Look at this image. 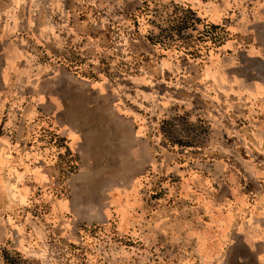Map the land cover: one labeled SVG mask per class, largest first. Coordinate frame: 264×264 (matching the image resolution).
Returning a JSON list of instances; mask_svg holds the SVG:
<instances>
[{"label": "rangeland", "instance_id": "1", "mask_svg": "<svg viewBox=\"0 0 264 264\" xmlns=\"http://www.w3.org/2000/svg\"><path fill=\"white\" fill-rule=\"evenodd\" d=\"M263 19L0 0V264H261Z\"/></svg>", "mask_w": 264, "mask_h": 264}, {"label": "trees", "instance_id": "2", "mask_svg": "<svg viewBox=\"0 0 264 264\" xmlns=\"http://www.w3.org/2000/svg\"><path fill=\"white\" fill-rule=\"evenodd\" d=\"M69 62H70V66L72 65V64H74V62L72 61V60H69ZM59 137V139L60 140H64V141H67V139L64 137V136H62V135H58ZM65 152L67 153V154H71V148L69 147V145L68 144H66L65 145ZM73 157H74V162L76 163L77 161H78V154L77 153H74L73 155H72ZM76 171V166L74 165L73 167H71V172H75Z\"/></svg>", "mask_w": 264, "mask_h": 264}, {"label": "crops", "instance_id": "3", "mask_svg": "<svg viewBox=\"0 0 264 264\" xmlns=\"http://www.w3.org/2000/svg\"><path fill=\"white\" fill-rule=\"evenodd\" d=\"M263 20H264V19H263ZM263 257H264V256H263ZM260 262H261V264H264V259H261V261H260Z\"/></svg>", "mask_w": 264, "mask_h": 264}]
</instances>
